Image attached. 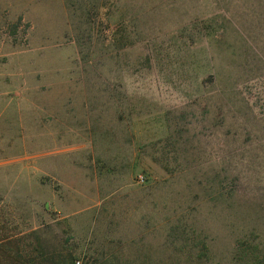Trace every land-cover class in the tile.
<instances>
[{
    "label": "rangeland",
    "instance_id": "obj_1",
    "mask_svg": "<svg viewBox=\"0 0 264 264\" xmlns=\"http://www.w3.org/2000/svg\"><path fill=\"white\" fill-rule=\"evenodd\" d=\"M11 236L39 262L264 264V0H0Z\"/></svg>",
    "mask_w": 264,
    "mask_h": 264
},
{
    "label": "trees",
    "instance_id": "obj_2",
    "mask_svg": "<svg viewBox=\"0 0 264 264\" xmlns=\"http://www.w3.org/2000/svg\"><path fill=\"white\" fill-rule=\"evenodd\" d=\"M5 241H0V264H81L73 250L54 252L53 256L57 257L54 263L47 259L39 262L40 258L50 254L46 251L27 253L20 247V240L16 237L11 236Z\"/></svg>",
    "mask_w": 264,
    "mask_h": 264
},
{
    "label": "built area",
    "instance_id": "obj_3",
    "mask_svg": "<svg viewBox=\"0 0 264 264\" xmlns=\"http://www.w3.org/2000/svg\"><path fill=\"white\" fill-rule=\"evenodd\" d=\"M139 181H143V177L142 176H139Z\"/></svg>",
    "mask_w": 264,
    "mask_h": 264
}]
</instances>
